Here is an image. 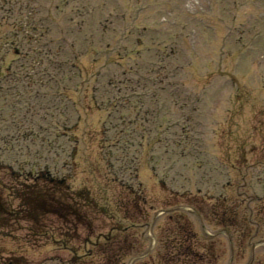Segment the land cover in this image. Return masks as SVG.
Here are the masks:
<instances>
[{"label": "rangeland", "instance_id": "obj_1", "mask_svg": "<svg viewBox=\"0 0 264 264\" xmlns=\"http://www.w3.org/2000/svg\"><path fill=\"white\" fill-rule=\"evenodd\" d=\"M34 4L50 27L38 47L61 48L32 55L24 89L0 94V203L11 213H0V264L145 263L165 235L156 212L186 192L204 212L225 199L237 215L224 227L188 214L215 244L212 264H264V0ZM0 25L5 77L15 56ZM48 174L57 184L40 180ZM129 189L147 198V221ZM81 190L93 199L86 225L28 206Z\"/></svg>", "mask_w": 264, "mask_h": 264}, {"label": "trees", "instance_id": "obj_2", "mask_svg": "<svg viewBox=\"0 0 264 264\" xmlns=\"http://www.w3.org/2000/svg\"><path fill=\"white\" fill-rule=\"evenodd\" d=\"M76 196L79 200L82 198L83 203L90 202L86 192L83 194L77 193ZM135 197L139 201L145 202L137 193H133V198L135 199ZM185 199L188 203H191L189 198ZM69 200L71 201L66 204L76 205L78 207L75 209H72L70 205H61V207L59 201L52 195L49 202L47 201L49 207L47 213L61 215L60 209H62L66 212L64 218L67 216H76L75 218L79 220V224L86 223L85 211L79 208L80 205L76 204L75 197L73 196V199ZM199 210L201 211L202 209ZM207 212L216 219L219 225L234 227L236 224V213L232 207L226 204L225 200L218 201ZM165 220L166 222L163 227L165 235L160 240L161 251L157 254L156 261L151 262L152 264H201L205 260H208V262L213 260V245L211 243H202L197 239L188 218L182 211L178 209L169 211ZM120 250L121 248H117L118 252ZM126 254L128 255L129 253L121 252L119 256L125 257Z\"/></svg>", "mask_w": 264, "mask_h": 264}]
</instances>
